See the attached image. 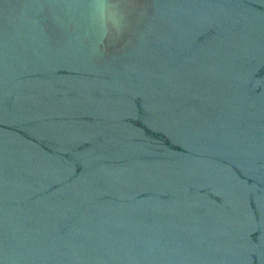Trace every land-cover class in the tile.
I'll list each match as a JSON object with an SVG mask.
<instances>
[{
    "label": "water",
    "instance_id": "water-1",
    "mask_svg": "<svg viewBox=\"0 0 264 264\" xmlns=\"http://www.w3.org/2000/svg\"><path fill=\"white\" fill-rule=\"evenodd\" d=\"M0 264H264V0H0Z\"/></svg>",
    "mask_w": 264,
    "mask_h": 264
}]
</instances>
